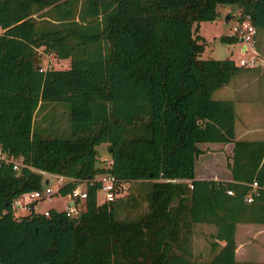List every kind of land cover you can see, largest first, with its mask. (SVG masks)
I'll return each instance as SVG.
<instances>
[{
  "label": "trees",
  "instance_id": "16d2710c",
  "mask_svg": "<svg viewBox=\"0 0 264 264\" xmlns=\"http://www.w3.org/2000/svg\"><path fill=\"white\" fill-rule=\"evenodd\" d=\"M219 4L264 29V0H0V146L23 161L17 171L0 159V262L264 264L235 256L236 223L264 222V138L235 137L234 100L212 96L242 65L200 56L199 22L215 19ZM39 46L68 66L43 67ZM58 101L68 109L65 135L35 120ZM103 141L109 166L96 164ZM201 141L233 142L231 178L196 176ZM31 166L87 180L77 215L55 207L15 214L12 199L43 184ZM101 170L150 179L147 211L119 217L122 195L100 201L90 179ZM198 221L215 224L211 245H219L203 263L192 248Z\"/></svg>",
  "mask_w": 264,
  "mask_h": 264
},
{
  "label": "rangeland",
  "instance_id": "374dc122",
  "mask_svg": "<svg viewBox=\"0 0 264 264\" xmlns=\"http://www.w3.org/2000/svg\"><path fill=\"white\" fill-rule=\"evenodd\" d=\"M218 15L216 20H204V29L208 33L207 36H203L204 41V49L200 52L201 57H225L230 56L235 59L236 63L240 57H248L252 54V50L249 48L248 50L242 51L240 50V42L239 41H224L219 38L221 33H229L231 30V26L239 13V8L235 5L231 4H222L217 6ZM226 14L230 15V19L225 21ZM2 28L0 27V31ZM264 29H258L256 33L255 43H257L258 38L260 39L262 46V53L264 55V35H258L263 32ZM201 34V33H200ZM258 37V38H257ZM256 45V44H255ZM39 62L42 66H66L68 65V57H58L51 52L45 51L41 46L37 48ZM261 64V63H259ZM258 65V64H257ZM245 66L252 65H242L241 67V75L235 76L232 81L233 84L236 83V87H230L229 85L218 87L212 92V96L215 98H232L235 99L237 97L239 90V82L243 80L244 77H250L253 72L246 71L247 68ZM256 66V65H255ZM261 67V66H260ZM264 68V66L262 67ZM258 73V72H257ZM260 75H264L263 71L259 72ZM231 81V82H232ZM256 85H262V79L259 80V83ZM235 101V100H234ZM236 109L238 108V104H235ZM241 114L240 109L237 110V124L239 125ZM35 120L41 122L42 124H49V126L53 127L54 134L65 135L69 131V115L68 109L64 102H49L44 107V109H40L35 114ZM202 151L206 149L213 150L211 147H205L204 143H199ZM201 153V152H200ZM200 153L196 158V165L198 167L207 166V161L203 159V155ZM109 156V150L107 148L106 143H102L97 147L96 153V164L102 165L106 161V157ZM223 157V156H221ZM214 158L212 157L209 161L210 165L213 164ZM219 161L220 164H219ZM223 165L224 166V157L220 159H216V166ZM198 168V169H200ZM223 175V174H222ZM50 184L56 185L57 180L55 177H50ZM150 179H134L128 180L125 182V191L123 190L122 201L118 199L115 205V209L117 211V216L119 217H137L142 213L146 212L148 209V202L145 197L146 191L149 188ZM100 194V192H99ZM68 200V196L66 194H62L61 192H55L49 196L36 199V206L39 210H43L44 208H63L66 205ZM174 202L176 199L174 198ZM19 211L15 212L16 215H21L29 211V209H18ZM244 229L239 227V233H242ZM215 231V224L213 222L207 221L202 222L198 221L194 223L193 233H192V248L194 252V257L199 259L202 263L208 260L213 252L219 247L216 245L212 248L211 240L214 239L213 232ZM222 242V241H221ZM221 242L219 244H221ZM254 251L246 253L245 247H241L238 257H246L249 259H264V250L261 249L256 250L255 246L253 247ZM256 250V251H255ZM236 256V255H235ZM236 256V257H237ZM245 260V259H244Z\"/></svg>",
  "mask_w": 264,
  "mask_h": 264
},
{
  "label": "crops",
  "instance_id": "0c3cea01",
  "mask_svg": "<svg viewBox=\"0 0 264 264\" xmlns=\"http://www.w3.org/2000/svg\"><path fill=\"white\" fill-rule=\"evenodd\" d=\"M222 5V4H219ZM218 5V6H219ZM228 15V14H226ZM217 17V16H216ZM230 19V15L227 18V21ZM216 18L214 19V21ZM205 21L202 20L199 22L198 32L202 35L207 36V32L204 29ZM264 35V31L257 36ZM258 38V37H257ZM255 47L258 53L264 57L262 53V46L260 39L258 38L257 43H255ZM243 46V45H242ZM241 46V47H242ZM261 64L247 66L246 71L253 72V75L248 77H244L241 82H239V92L237 97L235 96L234 108H235V137L237 138H264V75H260L259 72L263 71L264 68V60L260 62ZM69 64V58H68ZM68 66V65H66ZM261 66V67H260ZM57 67H65V66H57ZM258 72V73H257ZM241 75V70H239L230 80L229 82L223 84L220 87L226 86L230 84V87H236V83L233 84L232 79ZM262 79V85H256L259 83V80ZM232 81V82H231ZM238 104V108L240 109V120L239 125L237 124V110L235 104ZM106 143L103 141L97 145V147ZM200 143H204L205 147H211L213 150L206 149L202 151L200 155H203V159L207 161L205 167H198L195 162V173L196 176L199 177H215V178H231L232 174L230 168L227 166V160L231 159L232 154V141H201ZM224 157V166L217 165L216 159H220ZM214 158L212 161L213 164L210 165L209 161L211 158ZM197 161V160H196ZM221 161H219L220 164ZM200 168V169H198ZM223 174V175H222ZM206 222V221H202ZM239 227H242L243 232L239 233ZM235 240H236V248L235 255L239 253L241 247H245L246 253L254 251L253 247L255 246L256 250L259 251L261 249L264 250V222L262 221H238L236 223L235 228ZM255 250V251H256ZM238 259H249L246 257H236ZM259 259V258H258Z\"/></svg>",
  "mask_w": 264,
  "mask_h": 264
},
{
  "label": "built area",
  "instance_id": "2783aa9c",
  "mask_svg": "<svg viewBox=\"0 0 264 264\" xmlns=\"http://www.w3.org/2000/svg\"><path fill=\"white\" fill-rule=\"evenodd\" d=\"M237 37V41L240 42V50L245 51L249 48L252 50V54L248 57H240L238 64L240 65H257L264 57H262L256 47H255V38L257 33V28L251 22L249 14L240 17V14H237L234 23L231 26L229 32ZM243 45V46H242ZM242 46V47H241ZM44 67V66H43ZM0 159L5 162H11L15 170H19L22 164V156H16L7 150H4L0 146ZM110 156L106 157V161L102 164L103 166H109L111 163ZM31 168L37 170L42 174L43 184L34 189L25 190L16 195L12 201L11 206L14 212L19 211L18 209H29L33 207L37 211H42L46 214L49 213V208H44L39 210L36 206V199L49 196L58 191V188L61 184L68 180H73L74 184L71 190L66 193L68 200L66 205L63 208H66L71 214L77 215L79 211L84 207V201L87 196V180L84 179H75L74 177L67 176L62 173L50 171L44 168L31 166ZM53 176L57 180L56 185L50 184V177ZM98 180L99 185L97 188L98 196L100 201H109L117 196L123 195V190L125 191V182L128 180L119 179L113 172L109 170H101L96 172L93 178L90 181ZM258 183L254 180L251 184L250 190L245 194V199L250 200L252 198V192L257 190ZM100 192V194H99ZM228 192H232V189H228ZM3 264V262H0Z\"/></svg>",
  "mask_w": 264,
  "mask_h": 264
},
{
  "label": "water",
  "instance_id": "95a60500",
  "mask_svg": "<svg viewBox=\"0 0 264 264\" xmlns=\"http://www.w3.org/2000/svg\"><path fill=\"white\" fill-rule=\"evenodd\" d=\"M228 17H229V15H226L224 20L227 21V18H228Z\"/></svg>",
  "mask_w": 264,
  "mask_h": 264
}]
</instances>
